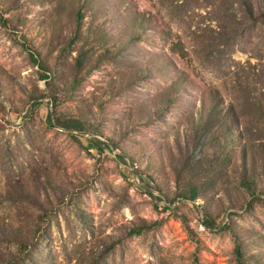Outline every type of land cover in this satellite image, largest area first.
<instances>
[{"label": "rangeland", "instance_id": "374dc122", "mask_svg": "<svg viewBox=\"0 0 264 264\" xmlns=\"http://www.w3.org/2000/svg\"><path fill=\"white\" fill-rule=\"evenodd\" d=\"M0 264H264V0H0Z\"/></svg>", "mask_w": 264, "mask_h": 264}, {"label": "trees", "instance_id": "16d2710c", "mask_svg": "<svg viewBox=\"0 0 264 264\" xmlns=\"http://www.w3.org/2000/svg\"><path fill=\"white\" fill-rule=\"evenodd\" d=\"M246 181V180H245ZM247 184V183H246ZM247 187L249 188V187H251V185L250 184H247ZM194 194V193H193Z\"/></svg>", "mask_w": 264, "mask_h": 264}]
</instances>
